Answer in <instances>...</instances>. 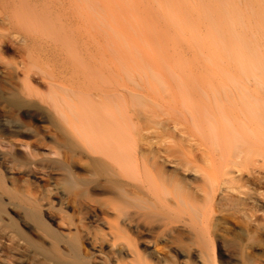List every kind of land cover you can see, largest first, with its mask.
Returning a JSON list of instances; mask_svg holds the SVG:
<instances>
[{
    "label": "rangeland",
    "instance_id": "rangeland-1",
    "mask_svg": "<svg viewBox=\"0 0 264 264\" xmlns=\"http://www.w3.org/2000/svg\"><path fill=\"white\" fill-rule=\"evenodd\" d=\"M103 4L106 25L95 16L83 38L90 52L87 68L99 67L98 41L114 36L122 72L247 75L264 89V0ZM75 38L80 87L98 69L85 68L89 56L79 53L82 41ZM5 56H0V264H264L262 157L242 161L243 178L222 183L211 204L205 191L193 187L195 194L177 204L171 186L155 184L150 193L122 176H101L92 156L73 147L62 115L67 94L16 90L13 85L24 76L6 69ZM165 170L180 169L167 163ZM179 175L191 185L212 181L195 171Z\"/></svg>",
    "mask_w": 264,
    "mask_h": 264
},
{
    "label": "bare ground",
    "instance_id": "bare-ground-1",
    "mask_svg": "<svg viewBox=\"0 0 264 264\" xmlns=\"http://www.w3.org/2000/svg\"><path fill=\"white\" fill-rule=\"evenodd\" d=\"M103 3L0 0V56L8 57L4 61L7 70L24 76L13 88L67 94V110L62 115L68 120L73 147L92 156L101 176H122L150 193L155 184L171 186L177 204L195 194L193 187L205 191L211 204L222 183L243 178L242 161L264 159V89L260 81L247 75L194 71L122 72L114 36L98 41L101 60L94 62L99 67L87 68L90 52L83 38L95 16L104 22L103 13L109 15ZM109 30L111 34L113 28ZM76 34L82 41L77 50L89 56L86 61L81 59L85 68L98 69L91 74L86 71L90 75H83L85 80L81 74L85 85L80 87L75 85L81 81H76L75 74L82 71L75 66L78 61L74 63ZM82 54L77 55L83 58ZM167 163L180 170L168 173ZM215 169L219 174L213 178L210 173ZM181 170L195 171L212 181L208 186L191 185L179 175ZM259 195L264 212V190ZM243 205L249 208L248 202Z\"/></svg>",
    "mask_w": 264,
    "mask_h": 264
}]
</instances>
